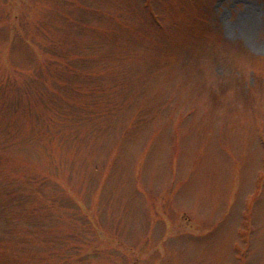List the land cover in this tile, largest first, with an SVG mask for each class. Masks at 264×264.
Segmentation results:
<instances>
[{
  "label": "rangeland",
  "instance_id": "1",
  "mask_svg": "<svg viewBox=\"0 0 264 264\" xmlns=\"http://www.w3.org/2000/svg\"><path fill=\"white\" fill-rule=\"evenodd\" d=\"M0 264H264V0H0Z\"/></svg>",
  "mask_w": 264,
  "mask_h": 264
},
{
  "label": "bare ground",
  "instance_id": "2",
  "mask_svg": "<svg viewBox=\"0 0 264 264\" xmlns=\"http://www.w3.org/2000/svg\"><path fill=\"white\" fill-rule=\"evenodd\" d=\"M249 17L251 18L252 17V11H251V14L249 15ZM248 21V25L250 26V20H247ZM253 21V20H251ZM252 24V23H251Z\"/></svg>",
  "mask_w": 264,
  "mask_h": 264
}]
</instances>
